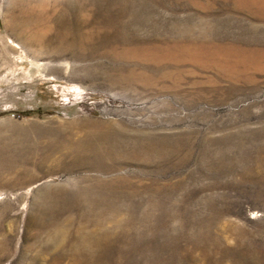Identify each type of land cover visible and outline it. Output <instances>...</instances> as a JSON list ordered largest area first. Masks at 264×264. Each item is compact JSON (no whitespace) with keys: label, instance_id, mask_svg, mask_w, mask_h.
Returning a JSON list of instances; mask_svg holds the SVG:
<instances>
[{"label":"rangeland","instance_id":"1","mask_svg":"<svg viewBox=\"0 0 264 264\" xmlns=\"http://www.w3.org/2000/svg\"><path fill=\"white\" fill-rule=\"evenodd\" d=\"M0 264H264V0H0Z\"/></svg>","mask_w":264,"mask_h":264},{"label":"bare ground","instance_id":"2","mask_svg":"<svg viewBox=\"0 0 264 264\" xmlns=\"http://www.w3.org/2000/svg\"><path fill=\"white\" fill-rule=\"evenodd\" d=\"M87 141H88V139L84 140V141H76V142H73L72 140H69V141L65 142L64 144H62V149H66L68 151L69 150L72 151L74 149V145H80V146H82V152H83L81 154H87L88 152H90V150H94L95 152H97L98 149L96 148V146L95 145H91V147H92V149H91V147L89 145H87ZM72 143H75V144H72ZM89 143H90V140H89ZM74 152H75V150H74ZM54 240L56 241V239H54ZM74 247H75V245H74Z\"/></svg>","mask_w":264,"mask_h":264},{"label":"trees","instance_id":"3","mask_svg":"<svg viewBox=\"0 0 264 264\" xmlns=\"http://www.w3.org/2000/svg\"><path fill=\"white\" fill-rule=\"evenodd\" d=\"M25 114H29V113H24V115H25Z\"/></svg>","mask_w":264,"mask_h":264}]
</instances>
